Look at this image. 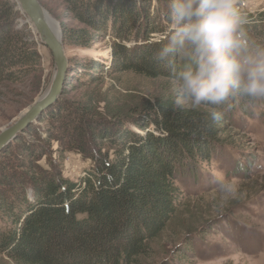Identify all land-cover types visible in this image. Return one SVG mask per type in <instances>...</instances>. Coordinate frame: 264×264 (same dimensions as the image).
<instances>
[{
    "label": "trees",
    "instance_id": "obj_1",
    "mask_svg": "<svg viewBox=\"0 0 264 264\" xmlns=\"http://www.w3.org/2000/svg\"><path fill=\"white\" fill-rule=\"evenodd\" d=\"M63 1L85 26H64L65 45L88 47L91 31L130 39L137 22L131 4L119 0L113 11L102 12L113 0ZM247 17L250 34L264 41V12ZM23 18L14 0L0 8V83L26 77L41 60L31 25L20 24ZM149 27L146 36L157 30ZM160 47L146 42L129 49L119 43L108 68L173 77V69L157 58ZM103 67L90 60L78 69L96 79L94 70ZM249 103L264 108V100ZM236 108L248 113L244 99L230 101L222 111ZM84 113L52 105L0 152V253L15 264H136L180 209L183 193L177 183L200 162H209L214 140L224 131L204 110H174L172 98L148 103L142 119H131L134 127L123 124L119 131ZM53 142L66 148L53 151ZM106 143L112 150L101 148ZM60 150L93 161V170L77 181L66 178L51 156ZM46 155L48 168L40 163Z\"/></svg>",
    "mask_w": 264,
    "mask_h": 264
},
{
    "label": "rangeland",
    "instance_id": "obj_2",
    "mask_svg": "<svg viewBox=\"0 0 264 264\" xmlns=\"http://www.w3.org/2000/svg\"><path fill=\"white\" fill-rule=\"evenodd\" d=\"M9 1L13 0H0V8ZM39 1L62 31L64 26L85 28L63 0ZM120 1L133 6L131 12L137 21L130 39L120 41L111 33L91 31L88 47L65 45L72 72H68L63 95L53 104L80 108L88 120L115 131L123 124L134 127L131 119H142L148 103L157 98H173L175 93L172 76L147 78L108 68L116 60L115 45L122 43L129 49L146 42L161 45L167 34L168 0ZM120 1L105 4L102 12L113 11ZM238 4L247 14L264 12V0H238ZM20 24H29L25 16ZM150 25L157 30L146 36ZM32 31L41 60L36 67H29L26 77L0 83V134L47 93L55 75L52 54L41 44L33 28ZM90 60L107 66L94 70L96 79H90L88 76L92 74L86 70L78 69L79 64ZM164 65L168 71L173 69L166 62ZM240 108L224 113L218 123L224 131L214 140L216 150L211 152L209 162H200L195 173L187 171L179 180L177 184L183 193L180 209L165 231L149 245L148 255L136 264H264V108L247 101L248 113ZM27 139L36 142L30 136ZM51 145L53 151L60 146L58 142ZM100 146L105 151L112 150L110 143ZM51 156L63 175L73 181L94 168L93 161L75 152L60 150ZM47 157L40 162L46 168ZM1 162L0 153V165ZM0 264L15 263L0 253Z\"/></svg>",
    "mask_w": 264,
    "mask_h": 264
},
{
    "label": "clouds",
    "instance_id": "obj_3",
    "mask_svg": "<svg viewBox=\"0 0 264 264\" xmlns=\"http://www.w3.org/2000/svg\"><path fill=\"white\" fill-rule=\"evenodd\" d=\"M167 21L157 58L174 65V110L220 121L234 99L264 100V41L238 0H168Z\"/></svg>",
    "mask_w": 264,
    "mask_h": 264
},
{
    "label": "water",
    "instance_id": "obj_4",
    "mask_svg": "<svg viewBox=\"0 0 264 264\" xmlns=\"http://www.w3.org/2000/svg\"><path fill=\"white\" fill-rule=\"evenodd\" d=\"M21 13L27 18L28 23L40 37L41 44L52 54L56 71L52 84L47 93L38 100L12 127L0 134V152L13 142L19 134L41 114L52 106L62 95L63 88L67 82V75L70 66L63 40V31L41 5L39 0H14ZM59 29V33L55 28Z\"/></svg>",
    "mask_w": 264,
    "mask_h": 264
},
{
    "label": "bare ground",
    "instance_id": "obj_5",
    "mask_svg": "<svg viewBox=\"0 0 264 264\" xmlns=\"http://www.w3.org/2000/svg\"><path fill=\"white\" fill-rule=\"evenodd\" d=\"M55 31H56L57 33H59V29H58L57 27L55 28ZM22 116H23V115H22ZM22 116H21V117H22Z\"/></svg>",
    "mask_w": 264,
    "mask_h": 264
},
{
    "label": "snow or ice",
    "instance_id": "obj_6",
    "mask_svg": "<svg viewBox=\"0 0 264 264\" xmlns=\"http://www.w3.org/2000/svg\"><path fill=\"white\" fill-rule=\"evenodd\" d=\"M227 187V186H226Z\"/></svg>",
    "mask_w": 264,
    "mask_h": 264
}]
</instances>
